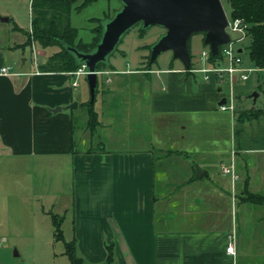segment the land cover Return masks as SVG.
<instances>
[{
	"label": "crops",
	"instance_id": "0c3cea01",
	"mask_svg": "<svg viewBox=\"0 0 264 264\" xmlns=\"http://www.w3.org/2000/svg\"><path fill=\"white\" fill-rule=\"evenodd\" d=\"M48 56L13 68L0 54V68L12 67L0 73V156L21 162L19 171L34 162L46 171L54 165V177L41 187L60 219V264H70L65 246L71 240L83 264H108V245L109 264H264V101L258 104L264 68L253 67L255 79L235 76L233 108L221 110L224 84H230L226 73L221 81L213 73L205 79L173 56L150 69H142V60L134 68L104 67L98 74L136 78L119 107L128 109L124 104L131 101L149 118L145 146L77 149L72 111L64 107L78 79L71 71L42 68ZM194 62L193 67L202 65L199 57ZM101 94L117 96L118 87L102 88ZM93 112L94 127L100 121ZM87 113V134L82 130L80 140L93 131ZM230 163L238 175L234 181L220 170ZM158 182L165 190L161 196ZM16 185L29 187L19 180ZM35 190L29 188L31 194ZM50 219L30 231L51 235L45 244L52 246L53 214ZM229 235L233 255L225 251Z\"/></svg>",
	"mask_w": 264,
	"mask_h": 264
},
{
	"label": "rangeland",
	"instance_id": "374dc122",
	"mask_svg": "<svg viewBox=\"0 0 264 264\" xmlns=\"http://www.w3.org/2000/svg\"><path fill=\"white\" fill-rule=\"evenodd\" d=\"M220 2L227 17H229L230 8L227 0H220ZM120 5L119 0H90L79 11H72L70 23L77 28L78 38L83 42H89L94 34L93 28L98 24L96 18L111 17ZM0 12H3L0 16L11 18L8 21L0 19V54L6 58V61L8 60L7 62L13 68L20 67L23 62H25V66L37 64L47 55L59 49L57 44L45 47L38 43L30 45L28 25L31 9L29 0H0ZM163 31L164 29L157 25L148 26L143 32H141L139 25L132 27L124 33L116 49L109 56V63L114 65L117 70L125 67H137L140 60L144 64L146 58L142 54H149L145 45L154 42ZM202 36V32H195L189 38V50L193 63H195L196 58L198 59L202 48L205 46L202 42ZM236 36L235 33H232L233 39ZM247 43L248 38L241 36L233 42V46L237 49L241 48L240 64L245 69H251L247 74L249 73L248 75L255 79L257 72L249 60ZM167 56L170 60L172 56L170 50L161 52L156 57L153 66H162ZM174 59L176 63H179L178 59ZM220 64L226 65V60L223 59ZM261 74L263 76L264 71ZM262 76H260V80H262ZM108 77L111 78L110 81L106 80ZM133 77L116 75L115 73L97 75L94 101L89 105L92 110L98 113L100 122L96 123L94 127L92 126L91 135L90 130L88 131L90 137L86 140H80L82 130L86 129L85 121L88 117L87 112H89L87 102L90 100V94L84 74L77 76L78 86L72 88V100L70 102H76L77 106L68 108L65 105L64 107V109L72 111L73 136L77 149L96 148V146H103L105 149H131L145 146L142 134L149 131V118L145 117L143 113H139L137 106L135 107L131 101L124 104V107L128 109L119 107L120 100H126L125 97L120 98V96L125 95L123 91L130 89L132 84L130 82L133 81L131 80ZM134 79L136 78L134 77ZM112 86L118 87V95L102 99V88ZM234 86V95L237 96L236 85ZM223 88L225 92L233 89L228 86V83H225ZM263 94L264 91H261L258 104L264 101ZM84 132L87 134L85 130ZM17 164H21V162L8 159L7 156H0V264H60L59 241L53 240L52 246L45 244L51 235L43 234L41 230L40 232L30 231L32 224L42 228L51 220L50 215L53 214L57 218L59 216L55 215V207L51 205L52 201L51 203L48 202L46 199L48 196L44 194V188L41 187L42 184H47L44 181L45 178L54 177L55 167L51 165V168L49 167L46 171L43 166L34 162L28 166V171H19L16 170ZM53 168L54 170H51ZM17 180L26 183L29 187L18 188ZM160 185L161 183L158 182L156 187L159 196H161V192L165 191ZM29 188L36 189L35 193L31 194ZM49 191L55 193L52 188ZM52 198L54 199V196Z\"/></svg>",
	"mask_w": 264,
	"mask_h": 264
},
{
	"label": "water",
	"instance_id": "95a60500",
	"mask_svg": "<svg viewBox=\"0 0 264 264\" xmlns=\"http://www.w3.org/2000/svg\"><path fill=\"white\" fill-rule=\"evenodd\" d=\"M121 5L109 18L100 20L101 34L98 41L88 51L62 42L73 57L76 65L84 66V76L88 85L92 104L97 89V65L108 64L109 56L116 49L122 36L136 24L141 28L157 25L164 29L149 47L148 63L154 62L163 51L170 50L173 58L181 61L187 70L190 55L187 40L195 32H203V42L211 54H216L220 45L230 40L226 30L227 15L220 0H119ZM240 51V48L238 49ZM256 93H253L255 96ZM254 99V98H253ZM224 98L221 102H224ZM72 102L68 108L76 107ZM57 106L53 112L60 110ZM202 171L196 168V175Z\"/></svg>",
	"mask_w": 264,
	"mask_h": 264
},
{
	"label": "trees",
	"instance_id": "16d2710c",
	"mask_svg": "<svg viewBox=\"0 0 264 264\" xmlns=\"http://www.w3.org/2000/svg\"><path fill=\"white\" fill-rule=\"evenodd\" d=\"M89 1L90 0H30L31 19L30 29L28 30L29 42L38 43L42 47L53 44L59 45V49L48 56L42 68L44 67L52 71H73L79 67V65H76L70 53L64 48L62 42L84 51H88L94 47L95 43L100 38V20L102 18H96L98 24L93 28L94 34L87 43L78 38L77 28L70 23L71 12L79 11ZM227 2L230 8L229 17L240 18L242 22L246 23V37L248 38L246 47L252 66L254 68H264V0H227ZM136 25L140 26L141 32L144 31V29L141 28V23ZM152 43L153 42L145 45L148 52ZM187 46L191 68L193 67V62L189 50V39L187 40ZM205 46H207V44H205ZM145 58V67L142 69H150L151 64L148 63L149 54H147ZM208 61L212 65H220L222 61L221 45L216 54L213 55L209 52ZM104 67H112V65L110 63H99L97 65L98 70H103ZM87 104L90 115L88 124L92 126L96 119L95 113L89 105V102H87ZM53 222L54 239H62L59 224L60 219L53 215ZM65 253L68 256L70 264H83V259L75 252L74 240L66 243ZM112 258V246L108 245L106 262L109 264Z\"/></svg>",
	"mask_w": 264,
	"mask_h": 264
},
{
	"label": "built area",
	"instance_id": "2783aa9c",
	"mask_svg": "<svg viewBox=\"0 0 264 264\" xmlns=\"http://www.w3.org/2000/svg\"><path fill=\"white\" fill-rule=\"evenodd\" d=\"M226 30L230 35V40L225 44L221 45V56L223 59H226L227 65L217 66L209 63V49L203 50L199 55V61L202 63L199 67H189L188 70L200 71L204 73V78L207 79L210 73L215 74L218 79L222 80L223 73H226L229 78V86L231 87L232 82L235 80V76L239 79L244 80L247 78V72L251 69H245L241 66V57L237 48L233 46V42L237 41L239 37L246 36V23L242 22L240 18H230L227 17V26ZM232 33H235L237 36L235 39L232 38ZM219 51V48H218ZM208 63L210 65H208ZM11 71V66H3L0 68V73H8ZM75 76L83 75L85 73L84 66H79L76 70L71 71ZM72 85H77V80L72 81ZM233 99L234 95L231 89L225 93V101L218 104V108L221 110L233 108ZM220 170L223 174L230 175L231 179L234 181L237 179L238 175L235 172L234 164L230 163L229 165L222 164ZM226 253L233 255L235 253V240L233 235L228 236V241L225 246Z\"/></svg>",
	"mask_w": 264,
	"mask_h": 264
}]
</instances>
